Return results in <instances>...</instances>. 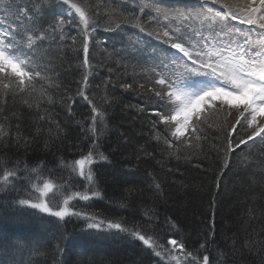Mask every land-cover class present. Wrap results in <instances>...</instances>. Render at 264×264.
<instances>
[{
	"label": "snow or ice",
	"instance_id": "1",
	"mask_svg": "<svg viewBox=\"0 0 264 264\" xmlns=\"http://www.w3.org/2000/svg\"><path fill=\"white\" fill-rule=\"evenodd\" d=\"M61 5L67 8H60L57 13ZM137 7L138 13L127 15L117 8L106 9L104 31L127 37L126 54L130 50L138 57H146L148 66H141L144 83L138 87L149 94L147 101L154 98L159 104V110L153 113L156 117L152 121L153 138L167 150L175 149L169 151L170 156L180 159V145L191 147L192 141L202 139L204 109L225 114L221 126L225 132V162L214 178L218 190L232 154L237 149L243 151L241 146H248L249 142L264 141V0H189L171 7L158 0H142ZM98 8L90 0H0V116L6 112L3 105L8 96L13 101L18 98L23 107L34 113L32 130L27 135L15 112L14 124L9 122L5 127L6 116L0 120V196L9 197L6 203L14 209H30L31 215L44 214L50 218L47 223L52 229L51 238L41 247L53 249L55 264H74V258L80 254L76 251L78 241L65 227L73 218L84 220L86 228L95 230L93 234L101 238L127 236L140 241L163 264H210L208 252L219 247L214 226L204 233V240L194 250H188L176 238L167 239L169 248L157 234H147L139 226L130 228L122 219L105 221L77 210L79 202L102 198L96 166L112 162L111 153L103 148L111 131L109 110L115 98L109 95L107 84L102 92H97L101 85H93L90 79L97 67L90 60V46L95 50L102 43L94 42L93 37L99 26ZM50 9L52 18L46 20ZM74 24L80 28L79 41L65 30ZM125 25L166 47L150 45L139 35H128ZM67 40L72 41L71 46L61 44L58 52L53 51L52 45ZM66 47H71L78 56L82 52V59L76 64L82 73L75 82L74 95L69 94L68 88L60 92L63 85L56 61L63 59ZM102 52L111 57L107 47ZM121 87L130 91L133 84L123 83ZM75 97L86 103L89 114L76 121L83 139L74 146L76 154L67 159L58 155L67 138L66 126L55 118L54 112L59 105L70 118L74 116ZM138 111L143 113L145 109ZM157 125H163V130H157ZM237 125L245 135L239 136ZM233 133L239 136L235 144ZM34 146L51 153L53 159L29 160L27 154L35 150ZM10 149H15L16 159L7 154ZM21 187L26 192L25 198L13 196ZM149 187L155 189L157 197L164 195L155 177ZM246 214L249 220L258 219L251 208ZM145 215L150 223L158 220L154 210L146 211ZM260 217L264 218V211ZM172 226L176 227L174 223ZM259 235L264 237V223ZM224 247L227 251L218 253L215 264H236L232 259L236 254L264 255V239H257L252 233L243 240L236 234L225 236ZM23 250L24 245L18 239L0 246V264H25L22 258H17ZM28 264L32 262L29 260Z\"/></svg>",
	"mask_w": 264,
	"mask_h": 264
},
{
	"label": "trees",
	"instance_id": "2",
	"mask_svg": "<svg viewBox=\"0 0 264 264\" xmlns=\"http://www.w3.org/2000/svg\"><path fill=\"white\" fill-rule=\"evenodd\" d=\"M19 2V0H18ZM99 5V26L93 34L94 42H102L98 48L92 50L90 46V60L97 67L90 79L93 85H108V93L115 98V104L109 110V137L104 143L103 150L111 153V163L100 162L96 166L102 198L86 202L83 210L94 214L103 220L122 219L128 227L139 226L147 234H157L159 237H172L185 243L188 250H194L204 240V233L214 226L219 247H213L208 252L210 264H215L220 251H227L224 247V237L236 234L241 240L252 233L257 239H264L259 235L264 218L260 217L264 211V174H261V161H264V141L242 146L243 151L237 149L229 159L230 167L224 169L220 177L221 187L216 189L214 178L220 173L225 162V132L222 123L215 118L211 125L201 133L200 141H192V146L180 145V159L169 155V151L162 142H157L152 130L153 115L159 110V104L153 99L147 101V95L136 89L137 83L131 76L147 66L146 57H138L128 47L127 37L118 33L104 31L106 9L117 8L125 15L129 12L138 13V5L142 0H90ZM161 3V0H158ZM62 5L56 9L58 13ZM52 10L45 17L51 20ZM66 32L77 36L79 41L80 28L77 25L66 26ZM128 35L133 32L125 25ZM63 45H72L71 40L52 45L53 51L58 52ZM150 45H154L150 43ZM78 47V44L76 45ZM107 47L111 57L102 52ZM138 61H136L135 57ZM82 59V52L77 55L71 47H66L63 59L57 60V70L61 73L63 88L69 89L74 95L82 70L76 64ZM145 61V62H143ZM143 62V63H140ZM134 63V64H133ZM109 68L112 69L109 72ZM131 83L133 89L125 91L121 84ZM6 109L0 120L15 123L12 113L19 117L24 134L32 130L34 113L23 107L19 99L13 101L11 96L5 98ZM75 113L71 118L65 108L55 107V118L66 126L67 138L58 155L71 159L76 154L75 145L82 142L83 134L76 123L89 114L86 103L75 97L72 105ZM138 108H144L143 113ZM226 127V125H225ZM163 125H157L162 131ZM239 136L245 135L237 125ZM15 129L13 128V134ZM121 133L124 135L121 136ZM237 133H233L234 144L238 140ZM206 137V138H204ZM142 148V150H141ZM34 151L28 153V159L37 158L51 161V153H45L34 146ZM13 159L17 158L15 149L6 150ZM55 151V147L53 148ZM23 155L22 153L20 154ZM248 157V160L244 158ZM197 165H200L197 167ZM51 166V165H49ZM170 170V171H169ZM156 182L161 184L164 195H154L155 189L149 185ZM255 181V183H253ZM126 189H131L126 193ZM13 196H17L13 195ZM26 196V195H24ZM253 197L256 199L253 200ZM9 197L0 196V246L13 240H19L24 250L17 258H22L25 264L30 260L32 264H55L53 249L45 250L41 245L50 240L51 226L44 214L31 215L33 210L21 211L6 203ZM215 200L214 206L212 205ZM253 209V216L258 219L249 220L248 209ZM154 210L158 220L148 221L146 211ZM169 220L171 222H169ZM176 227H173L172 224ZM66 230L72 233L78 241L76 251L80 254L74 264H160L151 253L140 243L127 238H101L95 231L84 229L80 222H69ZM247 230V232L245 231ZM255 229V233H253ZM55 244V241H52ZM12 250L9 249L11 254ZM44 252V255L40 253ZM72 256V253H68ZM203 253L201 254L202 257ZM232 259L236 264H261L264 255H249L243 257L236 254Z\"/></svg>",
	"mask_w": 264,
	"mask_h": 264
},
{
	"label": "rangeland",
	"instance_id": "3",
	"mask_svg": "<svg viewBox=\"0 0 264 264\" xmlns=\"http://www.w3.org/2000/svg\"><path fill=\"white\" fill-rule=\"evenodd\" d=\"M185 2H189V0H161V3H160V4H162L163 6H169V7H171V6H176V5H182V4L185 3ZM215 7H219V5H215ZM62 8H67V6L62 5ZM0 16H2V13H0ZM233 23H235V22H233ZM236 26H237V27H244L243 25H239V24H237ZM126 27H128L130 31H131V30L133 31V32H131L130 35H133V36H135V35H139L142 39L149 41V43H153L154 46H157V47H159V48H164V47H166L165 45L160 44L159 41H157V40H155V39H152V38H150V37H147L144 33H139L138 29L132 28L131 26H128V25H126ZM133 56L135 57L136 61H138L137 58H136V55H133ZM145 61H147V59H146ZM145 61H143V62H145ZM143 62H140V63H143ZM133 64H134V63H133ZM147 66H148V64H147ZM131 79H132L133 82L137 83V86L135 87L136 89H139V91H140L142 94H145V95H147V96L149 95V94H148L147 92H145L143 89H140V88L138 87V84H139V83H144V76H143V73H142V69H141L140 71L136 72L135 75H134V77H133V75H132V76H131ZM146 87H147V85H146ZM153 99H154V98H153ZM201 118H202V120L204 121V123L200 125V127L202 128L201 133H203V130H206V129L208 128V126L211 125L210 121H212L213 118H215V120H219L221 123H223V121H224V119H225V114H224L223 112L209 113L207 109H204L203 112L201 113ZM228 119H229L230 122H234V121H232V118H228ZM201 133H200V134H201ZM185 135H188V133H186ZM12 195H16V193H13ZM17 195H18L19 198H25L24 195H26V192L24 191L23 187H21V190L19 191V193H18ZM85 203H86V202H79V203L77 204V210L84 211V210H83V206H84ZM89 214H90V213H89ZM96 217H97L98 219H100V220H103V219L99 218L98 216H96ZM71 221H73V222H80V223H81V227L84 228V229H87V228H86V222H85L84 220H77V219L73 218ZM71 221H70V222H71ZM89 230H90V229H89ZM92 231H95V230H92ZM125 238H127V239H129V240H132V241H136V242H138V243H140V244L142 245V243H141L140 241H138V240H134V239L131 238V237H127V236H125ZM168 238H172V237H167V238H165V239H164V237H162V238H161V242L164 243L167 247L171 248V246H170V245H167V243H166ZM142 246H143V245H142ZM143 247H144V246H143ZM144 248H145V247H144ZM145 249H146V248H145ZM147 250H148V249H147ZM149 252L152 254L151 250H149ZM152 256L154 257V259H155L157 262L163 264V262H160V261H159V258H158V257H155L153 254H152ZM181 258H182V257H181Z\"/></svg>",
	"mask_w": 264,
	"mask_h": 264
},
{
	"label": "bare ground",
	"instance_id": "4",
	"mask_svg": "<svg viewBox=\"0 0 264 264\" xmlns=\"http://www.w3.org/2000/svg\"><path fill=\"white\" fill-rule=\"evenodd\" d=\"M76 257H77V256H76ZM76 257L74 258V261L77 259Z\"/></svg>",
	"mask_w": 264,
	"mask_h": 264
}]
</instances>
